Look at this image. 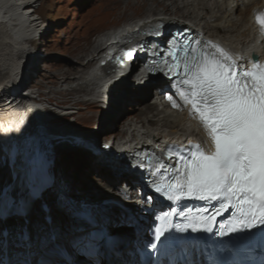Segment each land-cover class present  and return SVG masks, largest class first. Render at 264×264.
Wrapping results in <instances>:
<instances>
[{
	"label": "bare ground",
	"instance_id": "1",
	"mask_svg": "<svg viewBox=\"0 0 264 264\" xmlns=\"http://www.w3.org/2000/svg\"><path fill=\"white\" fill-rule=\"evenodd\" d=\"M39 1L0 0V123L8 121L9 130H7V134L16 137L13 141L16 147H20L25 139H38L41 140V143L47 144L53 156L60 157L63 151L58 149L60 144L67 140L68 143L75 141V145L79 144L76 141L80 140L81 135L73 132L70 126L59 128L51 119L54 114L67 116L74 111L71 107H67L55 110L53 113L54 110L47 104L34 102L33 92H25L27 90L24 89L28 80L36 74L38 65L35 63L41 61V57L35 55L31 50L32 40L44 29V25L36 16ZM113 2L116 4L114 7L116 11L108 12V14L115 15L116 20L127 16L128 20L125 21V25L102 34L91 45L79 46L82 57L83 55L84 57L87 56L89 62L97 59L96 65L101 62V56L104 53L112 54L115 52L117 45H113V42L118 44L128 41L136 37L141 31H146L148 27L160 22L171 27L181 24L190 25L191 29L198 32L206 43L210 41L212 44L223 48L239 64H248L247 58L251 53L258 56L259 63H264V41L257 35L253 22L254 10H261L264 7V0H113ZM129 11H133V13L127 14ZM98 20H104V24L113 22L112 19H107L106 15L96 19V21ZM167 38L168 35L166 34L158 36L159 40ZM213 39L218 40L213 41ZM136 62L143 64L144 61L135 58L131 65L125 66L123 73L117 72L113 66L108 65L103 66L98 71L90 68L84 70L81 77L76 80V85L82 89L85 96L82 100L83 104L87 105L92 102L96 106L107 109L102 130L97 127V130L92 133V137L90 136L87 142H81V147L78 148L87 155L85 163L91 165V170H96L99 174L104 171L108 172L110 181L122 183L120 186L123 194L119 199L127 205L131 213L134 210V197L137 195L141 201H144L149 194L145 193L144 195L142 193V186L138 182L139 178L134 173L126 172L124 166H118L115 159L109 160L111 158L108 156L104 158L103 151L100 150L102 141L99 143L103 132L110 131L121 119V114L125 116L129 113L127 117L129 116L130 119L128 122L123 121L120 127L125 128L123 130L128 129L130 133L121 140H119V136L111 141L105 139L108 144H111V147H113V141H119L121 148L152 150L158 153L168 143H180L188 136H205L204 129L198 124L196 116L193 117L188 113L182 114L172 110L165 104V96L160 93L157 94L156 88L160 91L168 82L165 75L161 79L153 81V84L149 82L150 78L147 76L138 77L139 72L134 76L131 68ZM76 66L85 68L84 63L80 61ZM11 98L20 99V101L7 102ZM136 100L139 102L135 106L132 103ZM138 110L139 112L135 113ZM11 120L18 121V125L25 124L31 132H20L19 129L13 127L14 124H9ZM35 142L38 143L37 140ZM58 160L60 159L58 158ZM2 164L0 162V172L3 171ZM71 176V183L68 187H57L62 196H69L73 191L74 180ZM129 179H135L138 184L136 186L124 185L123 182ZM2 180L4 178H0V186ZM54 185L52 182L44 190L41 198L49 197L53 200L51 192L53 188L55 190ZM108 186L109 190L113 187V185ZM89 195L90 192H87V196ZM79 196L84 197L86 194ZM65 207H63L64 211L70 209L71 214L76 212L72 204H67ZM93 212L95 219H100L105 230L113 222L123 223L127 226L128 224L134 225L133 219L128 218V213L118 205L99 206ZM42 214H46V212L42 210ZM49 214L54 219L49 225V227L51 226L50 230L57 229L60 231L56 234L55 241H61L65 244L66 241L75 238L73 243H76L78 235L71 230L69 234L66 232L64 223L60 222L63 213L57 204L52 205ZM118 214L119 217H117ZM71 221L73 224L88 226L79 218L73 217ZM60 223L61 227H59ZM96 227V225L92 226L91 229ZM134 229L133 226L124 231L120 241L115 243L116 252L114 253L107 250V255L104 257L98 255H93L90 258L77 255L76 257L82 260L83 264H134L135 258L131 253H128V250L133 247L136 239L140 241L145 236L144 230L135 232ZM37 231H39L37 237L40 238L43 233L40 235L39 228ZM34 237L33 234L25 249H16L32 252L42 250L45 244H42L39 238L35 241ZM82 245L83 243L79 247ZM69 250L70 248L66 247L67 254H69ZM15 260H20V257L17 255Z\"/></svg>",
	"mask_w": 264,
	"mask_h": 264
},
{
	"label": "snow or ice",
	"instance_id": "2",
	"mask_svg": "<svg viewBox=\"0 0 264 264\" xmlns=\"http://www.w3.org/2000/svg\"><path fill=\"white\" fill-rule=\"evenodd\" d=\"M257 20L264 30V17L258 15ZM154 34L162 35L159 30ZM208 45L215 51L198 40L177 43L175 39L169 41L166 55L153 50L162 65L158 70L178 77L172 86L199 115L214 151L209 153L199 143L182 152L169 151V159L175 160L169 169L172 177L163 186L154 180L151 187L170 201L194 198L215 201L219 207L213 215L199 217L170 207L158 217L156 241L174 228L211 232L216 217L230 209L236 210V216L226 226L228 233L264 230V64L242 68L223 48L210 41ZM135 51L123 55L131 59ZM180 215L186 222L174 224L173 217Z\"/></svg>",
	"mask_w": 264,
	"mask_h": 264
},
{
	"label": "rangeland",
	"instance_id": "3",
	"mask_svg": "<svg viewBox=\"0 0 264 264\" xmlns=\"http://www.w3.org/2000/svg\"><path fill=\"white\" fill-rule=\"evenodd\" d=\"M109 3L110 5H108ZM114 3L113 0H40L36 8V16L42 25H44V29L32 40L31 49L35 55L41 57V61L35 63V65H38L36 67V74H30L33 76L28 80V84L24 88L27 90L25 92H33L34 102L38 104L45 103L54 112L55 110L71 107L74 112L67 116L62 114L64 117L60 114L62 118L57 120L58 124L56 125L59 128L70 126L73 132L81 135L80 140L76 141L79 144L75 145V141L68 143L69 141L67 140L58 147L59 150L63 151L60 157L56 156V161L52 168L55 190L53 188L51 192L55 197H53V202L55 201L54 203L58 205H61L60 202L65 204L69 202L67 197L62 196L58 192L55 193V191H57V187H68L71 183L70 175L73 176L74 180L73 191L70 195L90 192L91 197L101 196L109 190L108 185H113L118 190L117 192L122 194L120 186L122 183L120 181H110L108 172L104 171L99 174L98 171L91 170V165L89 166L88 163H85L87 155L82 153V149L78 148L81 147V142H84L87 136L97 130V127L102 130L107 114V109H104V107L96 106L92 102H89L87 105L82 103L85 96L82 93V89H79L76 85V80L81 77L84 70L94 69L97 59L89 62L87 56L84 57L83 55L82 57V54L79 52V46L91 45L102 34L125 25V21L128 20L127 16L116 20L115 15L108 14V12L116 11V8H114L116 4ZM106 5L108 7H105ZM119 8L122 9L121 7ZM132 13L133 11H129L127 14ZM104 15H106L107 19H112L113 22L104 24V20L96 21L97 18ZM76 60L84 63L85 68L77 67L78 61ZM138 66V63H135L131 68L134 76H136ZM139 100H136L132 104L136 106ZM12 101L19 102L20 99L15 100L11 98L7 102ZM133 111L136 110L133 109ZM138 112L139 110L135 113ZM121 115V119L110 131L103 132L99 143L106 138H109L111 141L116 136L123 139L130 133L128 129L123 130L125 128L120 127L123 121L128 122L130 118L127 115ZM11 123L20 132H31L23 123L16 125L17 122H10L9 124ZM67 123L70 124L66 125ZM7 127L4 126V128ZM123 184L125 185L126 183L123 182ZM57 194L61 198L60 201L55 200ZM61 209L63 217L60 222L64 223L66 232L69 234V231L72 229L70 227L72 222H68L71 214L69 210L64 211L62 209L63 212ZM49 212H51V204ZM119 224L113 222L110 227L113 225L120 227ZM110 227L106 232L110 230ZM114 250L116 252V249Z\"/></svg>",
	"mask_w": 264,
	"mask_h": 264
},
{
	"label": "water",
	"instance_id": "4",
	"mask_svg": "<svg viewBox=\"0 0 264 264\" xmlns=\"http://www.w3.org/2000/svg\"><path fill=\"white\" fill-rule=\"evenodd\" d=\"M34 40V39H33ZM32 48V47H31ZM32 50V49H31ZM115 69V68H114ZM117 70V69H116ZM117 72H120V71H117ZM53 113H55V112H53ZM64 117V116H63ZM60 118H62V116H60L59 114H54V116H52V119H51V121L56 125V124H58L57 122V120L58 119H60ZM67 118V117H66ZM68 124H70V123H67L66 125H68Z\"/></svg>",
	"mask_w": 264,
	"mask_h": 264
},
{
	"label": "trees",
	"instance_id": "5",
	"mask_svg": "<svg viewBox=\"0 0 264 264\" xmlns=\"http://www.w3.org/2000/svg\"><path fill=\"white\" fill-rule=\"evenodd\" d=\"M112 138H113V137H112ZM114 138H115V137H114ZM83 194H87V193H84V192H83Z\"/></svg>",
	"mask_w": 264,
	"mask_h": 264
}]
</instances>
